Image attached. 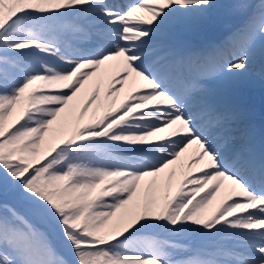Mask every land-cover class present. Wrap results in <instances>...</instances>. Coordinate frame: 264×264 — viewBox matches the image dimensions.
Wrapping results in <instances>:
<instances>
[{
  "label": "rangeland",
  "instance_id": "374dc122",
  "mask_svg": "<svg viewBox=\"0 0 264 264\" xmlns=\"http://www.w3.org/2000/svg\"><path fill=\"white\" fill-rule=\"evenodd\" d=\"M100 1L106 4V12L96 5V11L86 9L87 16L93 17L76 26L71 17L62 21L64 16L58 12L71 5V0H0V146L11 151L12 159V163L0 170V188L4 195L18 201H35L40 193L67 227L97 240L90 246H74L69 252L70 257L81 264H213L216 258L220 260L219 251H223V245L237 242L234 239L246 240L247 236L262 238L261 233L249 232L246 228L264 222V214L250 211L239 214L240 210H237L228 218L218 213L212 223L203 218L220 199L222 189L232 187L226 180L215 187L210 174L216 169L206 172L207 163L201 157L211 154L213 165L219 148L224 145L233 147L237 154L235 159L226 163L227 171L223 170L224 166L214 165L225 178L244 188L247 173L235 176L230 171L239 162L236 160L238 156L249 158L250 165H255L261 146L256 150L240 148L235 130L230 134L221 131V135L203 133L206 124L202 123L198 127L201 133L192 134L198 141V146H194L200 151L190 147L170 153L165 146L156 144L154 152L167 156L161 159L160 166L156 164L158 169L145 170L141 174L134 172L131 166H124L122 157L117 156L113 147L116 141L121 143L119 137L123 129L116 124L123 118L124 111L112 112L110 118L106 115L100 117L106 111L103 109L108 108L118 94L116 89L109 97L101 93L116 76L119 66L118 61L106 60L113 48L121 50L124 55L128 48L139 49L134 55L141 61L151 58L164 61L165 56L161 55L169 48L172 39L169 32L182 25L185 15L194 12L199 15L196 28L200 33L191 36V40L203 42L202 48L208 50L210 45L220 43L240 26L241 19H245L250 11L253 14L254 1L141 0L124 9H118L105 0ZM24 10H37L42 16L28 21L22 13ZM94 26L100 28L96 30ZM90 29L94 32L92 38L85 35ZM139 37H145L147 42H123ZM152 39L154 41H150ZM81 40H87L88 46L75 48ZM103 46L110 49L107 51ZM80 51L92 54L101 51L104 60L99 61L102 56L77 57L75 52ZM211 57L198 67L206 70L213 58L218 59L216 54H211ZM263 57L264 26H260L243 47L240 56L243 63L239 60L233 67L225 65L222 70L213 69L209 73H195L196 65L192 63L188 68L190 71L184 67L183 75L194 79L192 84L195 86L207 80L197 90L203 94L202 97L211 98L219 87H232L242 75L264 84ZM71 60L78 62L71 63ZM84 61L92 63L85 65ZM166 65L164 61L161 66ZM179 66H172L170 71L176 75ZM133 68L137 69L136 66ZM145 70H139L140 74L156 89L158 83ZM56 73H64L68 77L65 89L50 88L56 85ZM156 90L170 99L164 89ZM181 91L184 92L183 89ZM244 100L238 96L235 106L232 102L227 105L234 111L236 120L246 110L244 105L247 102ZM216 102L211 100L208 106H215ZM258 105L264 111V99ZM175 107L183 108L181 104ZM157 114L145 110L143 117L153 118ZM189 115L182 117L189 118ZM208 125L212 126L211 123ZM134 134L138 136L133 142L148 140L141 131ZM198 136L203 138L198 139ZM218 139L221 144L214 147L215 155L213 148L208 151L205 144ZM165 140L158 139V142L169 144ZM245 142L251 145V141ZM244 189L252 193L248 187ZM255 195L264 199V194ZM245 201L246 198L243 199ZM196 218L203 220L196 227H208L209 235L216 242H207L206 246L218 248L216 253L203 255V248L189 238L195 225L190 221ZM155 228V232L149 233ZM139 232L142 233L141 239L136 238ZM124 248L129 250L128 254L123 253ZM57 256L43 232L33 227L13 207L0 204V264H68L59 261ZM232 256L229 259L233 262L250 260L252 264H264V252L261 255L255 249L236 252Z\"/></svg>",
  "mask_w": 264,
  "mask_h": 264
},
{
  "label": "bare ground",
  "instance_id": "6f19581e",
  "mask_svg": "<svg viewBox=\"0 0 264 264\" xmlns=\"http://www.w3.org/2000/svg\"><path fill=\"white\" fill-rule=\"evenodd\" d=\"M106 1L108 2L109 0ZM133 1L135 0H123L124 4L117 5V7L121 9L127 8L128 5ZM252 1H254L255 3L253 14L250 11V14L246 15L245 19H241L242 22L240 26L233 29L231 33L227 34V36L222 41H220V43L216 45H210L208 47V50L202 48V46L205 45L203 44V42L191 40V36L198 35V33H200V29L196 28L199 15L195 14L194 12L185 15L184 21L181 22L182 25L180 27H177L174 32H169L173 40L170 41L169 48L165 49L163 54L161 55L165 56L164 61L167 62V65L165 67L161 66L164 61L155 60V58H151L150 60L147 59L144 61L138 60L134 55V52H138L139 49L128 48L127 50H125V52L127 53L124 55L120 52L121 50L119 51L116 50V48H113L112 53L107 55V61H110L112 63L118 61L119 66L117 67L116 76L109 82L107 81L108 84L103 87L101 93H104L107 97H109L116 89L118 94L117 97L111 101L109 107L103 109L106 111L102 112L100 117H104L106 115L110 118L113 115L112 112L116 113L122 110L124 111L123 118L121 117V121L119 123L117 122L116 124L118 128L123 129L119 137L121 143H118L120 141H116L113 145L114 149L117 151V156L122 157V164L124 166H126L127 168L131 166L134 169V172L141 174L144 173L145 170L153 171L158 169L156 164L159 163L160 166L161 159L166 157L167 155L155 153L156 151L154 149L156 148L153 146H155L156 144H159L160 146L163 145L165 146V149L170 153H174L177 151L182 152L184 150H188L190 147L195 148V146H198L196 143L198 141L195 140L192 134L196 132L201 133L198 131V127H201V124L203 123L206 124L205 128H207L202 129L203 133L210 132L214 135H221V131H227V134H230L232 130H235L237 134L236 138L238 137L239 143L241 144L240 148H245L247 146V143L245 142L246 140L251 141L250 144L252 145L251 148H253V150L261 146L258 162L254 166L248 164V160L246 158L241 159L242 157H236L238 159L240 158L241 161L236 164L233 170H231V173L236 176L238 173H241L243 171L249 172L252 170V175L254 177H258L259 172L260 175L264 176V111L261 110V107L258 105L264 99V84L256 82L255 80L249 78V76L242 75L233 82L232 87L230 85L221 88L219 87L213 97L206 98L202 97L201 95L203 94H201L197 89L201 88L202 84L207 83V80L202 83H196L198 85L195 86L192 84L194 79H192L189 75L185 76L182 74L184 67L188 69L192 63H195L196 65L195 73H201L205 71L206 73H209L213 69L222 70L225 65L233 67L239 60L240 63H243V59L240 58L243 47L251 40L252 36L258 30V28L260 26H264V0ZM70 3L71 5L66 6L65 10H59L58 12L64 16L65 20L62 21H66L67 18L70 19L71 17V19L74 20L76 26L82 24L83 21L87 22L88 19L93 17L87 16L88 12L85 13L84 10L90 9L96 11V6H99V8L103 12H106L104 9L107 7L106 4L100 0H71ZM22 13L25 19L28 21L37 20L42 16L37 10H24L22 11ZM251 14L252 16H249ZM97 19L99 20V17H97ZM94 28L98 30V28L100 27L94 26ZM30 31H33V29H30ZM202 32L203 31H201V33ZM93 33L94 32L91 29L87 36L92 37ZM145 39V37H139L138 39L133 38V41L123 42H130L132 44L135 41L136 43L139 42L141 44H144L147 42ZM176 39L182 41L184 45L171 49L170 46H172V43L176 42ZM150 41L154 40L152 39ZM87 42V40H81L79 42V46L75 48L88 46ZM102 53L103 52L101 51L96 52L95 54L87 51H80L79 53L75 52L77 57L102 56V59L99 61L104 60L103 55H101ZM211 54H216L219 58L215 59L211 66L208 65L209 67L206 70H203V68H199L198 66L206 61L211 56ZM78 60H71V63L78 62ZM85 61V65H90L92 63L91 61L90 63ZM80 62L82 63V61ZM179 64V72L175 75L173 73L174 71L171 72L170 70L172 66L174 67L175 65ZM133 66H136L137 69H134ZM243 67L245 68V66ZM143 69H146L144 71L146 74L154 77V81L158 83L157 88L164 89V92L166 91L167 94L170 95V99L165 95V93H160L158 90H156L157 88L155 89L154 86L140 74L139 70ZM188 71H190V69H188ZM180 73L182 74V77H178V74ZM54 79L56 81V85L52 84L53 86H51L50 84V88L52 90L65 89L64 87H66L67 84L65 80L68 79L66 74L56 73ZM181 89L184 90L183 93ZM238 96H241V99L245 98L247 104L244 105L246 110H244L241 113L240 118L236 120V117L233 115L234 111H231L229 109V106L230 102H232V105L235 106L234 101L238 98ZM214 99L217 100L215 106L214 104L208 106V103ZM172 100H174L173 103ZM178 104H181L183 108L176 109L175 105ZM228 104L229 106H227ZM212 107H217V109H213ZM156 108H158V110ZM145 110H152L154 112H158L159 114H157L153 118H147L146 115L145 118L143 117V113H145ZM184 114H190L189 118L182 117ZM207 123H211L212 126H209ZM217 128L219 130H217ZM139 131H141L144 137H148V140L140 143L133 142L132 140L138 136H136V134L134 133ZM202 138V136H198V139ZM158 139H166L165 142H169V144H161L158 142ZM220 144L221 142L218 139L214 143L210 142L205 144V146L208 151L213 148L212 151L215 152L212 153L216 155V149H214V147ZM195 149L199 150L198 147H196ZM236 151L237 150H235L233 147L224 145L223 147L219 148V155L215 158L214 164L217 163L219 165L218 167H222L223 163L226 164L231 159H235V156L237 154ZM190 153L191 152L189 151L188 154ZM201 157H203L204 162L207 163V166L204 168L206 172L207 170L210 171L213 168L216 169L215 171L211 170L210 174L212 175L211 181L214 184L216 183L215 187L221 186L223 184V180H226L232 187V189H222L223 194L220 196V199L214 203L211 212L204 215L203 218L205 217L206 219H209L210 223H212L218 213H222V216L224 215L228 218L235 215L237 210H240L239 214H243L249 211L253 213L264 214V199L260 195H255L264 194V187L258 190H254L255 194H253V192H248L244 188H252V186H255L254 182H245L243 188L232 179L225 178L223 173L217 171L219 168L214 164L212 165L211 154H209V156L204 155ZM165 160L168 161V159ZM209 162L211 165L209 164ZM223 170L227 171V169L224 167ZM225 191L226 193H224ZM244 198H246L245 202H243ZM202 221L203 220H200V218L191 220L190 222L195 225L192 234L190 235L189 231H187V234L191 236L189 238H192L193 242L195 241L194 244H197L203 248V255L216 253L218 251V248L212 249L206 246L207 242H216L209 235L208 227H196L198 224H201ZM179 223L182 224L181 222ZM246 229L249 232L251 231L261 233L263 239L261 237L255 236L245 237L247 241L244 240V238L240 241L234 239L233 241L237 242L223 245V251H219V254L221 255V258H219L220 260L216 258L215 260H213V264H252L250 260H247L243 263H237L230 261L229 259V257H233L232 255H234L236 252L243 253L247 249H255L256 252H260L262 255V253L264 252V249H262V244H264V222L258 223L256 225H249ZM156 230L157 228H155L154 231H149V233L155 232ZM138 234L139 235H137L136 238L141 239L142 233L139 232ZM234 244L236 245L231 246ZM194 247L195 249H197L196 245ZM152 248L154 249L155 247L152 246ZM126 251L127 248H124L123 253L128 254L129 250L127 252ZM164 262L167 263L168 261L164 260Z\"/></svg>",
  "mask_w": 264,
  "mask_h": 264
},
{
  "label": "trees",
  "instance_id": "16d2710c",
  "mask_svg": "<svg viewBox=\"0 0 264 264\" xmlns=\"http://www.w3.org/2000/svg\"><path fill=\"white\" fill-rule=\"evenodd\" d=\"M10 163H12L11 151L6 146H0V170ZM0 204L13 207L27 222L43 232L61 262L81 264L72 259L69 252L74 249V246H90L97 243V240L85 237L61 222L55 210L45 202L40 193L35 201L33 199L18 201L5 196L0 188Z\"/></svg>",
  "mask_w": 264,
  "mask_h": 264
}]
</instances>
